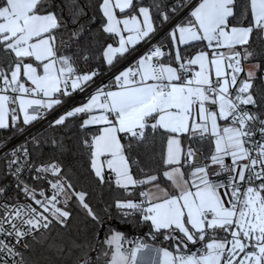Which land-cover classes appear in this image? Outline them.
<instances>
[{
    "label": "snow or ice",
    "instance_id": "obj_1",
    "mask_svg": "<svg viewBox=\"0 0 264 264\" xmlns=\"http://www.w3.org/2000/svg\"><path fill=\"white\" fill-rule=\"evenodd\" d=\"M99 11L102 31L118 38L102 52L109 71L141 42L149 45L101 85L99 68L80 67L90 60L86 51L71 50L83 26L65 38L68 22L49 0H0V129L16 127L21 114L32 125L74 92L88 93L49 126L81 117L82 129L97 126L82 140L91 169L100 183L105 167L114 173L131 197L114 207L147 225L151 242L121 231L100 239L95 229L105 221L88 194L60 163H32L22 145L7 169L31 203L0 204V264H36L28 239L67 227L73 198L94 225L92 238L74 245V264H264V88L255 84L264 85V46H255L264 45V0H101ZM182 13L168 33L172 48L153 44L158 28ZM157 137L162 167L137 179L132 167L140 161L130 153ZM26 168L48 188L21 180Z\"/></svg>",
    "mask_w": 264,
    "mask_h": 264
},
{
    "label": "trees",
    "instance_id": "obj_2",
    "mask_svg": "<svg viewBox=\"0 0 264 264\" xmlns=\"http://www.w3.org/2000/svg\"><path fill=\"white\" fill-rule=\"evenodd\" d=\"M100 2L101 0H49V3L53 5V10L57 11L58 15H62L64 20L68 22L67 27L61 30L65 34V38H67L68 32L83 26L79 43H74L71 50L79 51L83 49L86 51L90 56V60L87 63L81 60L80 67L83 71H87L90 68H99L101 75L96 80L110 73L121 61L119 60L116 66L109 71L102 56V52L108 43H113L116 46L117 38L102 31L104 18L99 11ZM152 2L153 0H144L145 4H151ZM168 2L171 3L174 0H168ZM246 3L247 0H238L240 6ZM73 4L78 7L72 8L71 5ZM73 14L77 17V22L75 23L72 20ZM182 14L176 18V21L174 20L171 23L173 24L172 27L182 19L184 15ZM171 24H165L163 28H158L155 35H159L155 43L167 46L169 49L172 48V44L168 33L172 27L168 31L162 32ZM255 46L259 49L264 45L257 41ZM181 50L184 55H191L195 51L194 49L185 51L183 48ZM255 62L257 61H253V63ZM112 78L113 76L107 78L103 84L110 83ZM255 84L258 91L264 88V85H261L259 80ZM76 95L78 93L73 94V97ZM82 100L78 99L64 111L71 109ZM83 118H72L66 122L65 126L57 127H50V121H48L33 130L26 139L31 160L36 164L58 162L70 173L77 191L83 190L88 194L86 202L89 203L94 211L100 213L105 221L103 227L95 229V231L100 233V239H103L105 234H110L111 231H121L127 239L143 236L151 242L147 225L139 223L138 217H123L122 213L114 207L116 200L131 198L123 189L115 185L114 177L107 173L105 175V183H100L95 177L91 169L88 149L82 144V140L89 137L95 131V128L82 129L80 124ZM36 124L37 122H34L32 125L25 126L21 121L16 127L0 129V150L20 138ZM18 128H24V131L20 132L17 130ZM33 137L37 138L39 146L33 142ZM53 138L60 142V147L51 143ZM161 153L162 146L159 137L155 138L154 142L150 138L149 143L135 146L134 151L130 155L133 159L140 161V168L133 164L132 172L134 177L141 179L144 178L145 174H153L160 169L162 167ZM109 176L112 177L111 180L107 179ZM5 185L8 186L6 193L14 188L12 176L7 169V157L3 155L0 156V187ZM5 194L0 195V200L5 197ZM104 209H108L111 215H106ZM69 210L72 216L68 220L67 227L56 226L43 236L40 235L36 240L29 242L31 250L26 254L36 261V264H74L78 254L74 245L82 244L92 238L94 225L91 218L87 216L86 211L78 204L75 198L70 201Z\"/></svg>",
    "mask_w": 264,
    "mask_h": 264
},
{
    "label": "built area",
    "instance_id": "obj_3",
    "mask_svg": "<svg viewBox=\"0 0 264 264\" xmlns=\"http://www.w3.org/2000/svg\"><path fill=\"white\" fill-rule=\"evenodd\" d=\"M195 3V2H193ZM179 19V18H178ZM177 20V19H176ZM175 20V21H176ZM173 25V24H171ZM148 47H145L144 48V51L146 52L148 50ZM116 70H112L110 73H108L107 75L105 76H102L100 78H98L96 80V84L97 85H101L104 83V81L113 76V74L115 73ZM95 88V85L93 86V89H89V92L93 91ZM87 95L88 93H79L78 95H76L75 97H71L69 98L68 100H66L64 102V104L61 106V108L59 109V111L57 112H53L51 114H48L47 115V118L46 119H42L40 121L37 122V124L31 129L29 130L28 132H26L25 134H23L20 138H18L17 140H15L14 142H12L11 144L7 145L6 147H4L3 149L0 150V156H3L5 155V153H7L8 155L6 156L7 157V162L9 159H12L11 157V151L13 149H17V148H20L22 145H25L27 146L28 148V145H27V142H26V139L28 137V135L33 131L35 130L36 128L40 127L41 125L45 124L46 122L50 121L51 118H53L55 115L61 113L62 111H64L65 109H67L68 107H70L71 105H73L78 99H87ZM21 121H22V114H21ZM29 151V150H28ZM30 155V154H29ZM30 161L34 164H36L35 162H33L30 158ZM35 173L34 171L30 172L29 170H27V168L25 169V171L21 174V180L29 183L30 185L32 186H35L37 188V190L39 191V188L40 187H44V188H48V185L47 184H40L39 182H35L33 180V177H34ZM12 176V175H11ZM12 179H13V182H14V188L13 190H9L6 194H5V197H3V199L0 200V204H3L5 202H9V203H12V202H16L17 200L20 202V203H31V200L27 197H25L24 193L22 192L21 189H18L16 187V184H17V181L15 179V177L12 176ZM40 235L38 234L37 237H39ZM137 238H140V239H145L143 236H135V237H131L129 238L128 240H135ZM30 241H33L31 238L28 239V242Z\"/></svg>",
    "mask_w": 264,
    "mask_h": 264
},
{
    "label": "crops",
    "instance_id": "obj_4",
    "mask_svg": "<svg viewBox=\"0 0 264 264\" xmlns=\"http://www.w3.org/2000/svg\"><path fill=\"white\" fill-rule=\"evenodd\" d=\"M193 2H196V0H193ZM118 15H119V13H118ZM170 29H171V28H170ZM158 36H159V35H158ZM158 36H155V37H154V39H153V41H152L153 44H156L155 42H156ZM117 39H118V38H117ZM147 46H149V45L144 44L143 42H141V44H138V45L136 46V51L133 52L131 55H127V54H126V58H125V59H119V58H118V60H121V61H120V63L118 64V66H116V68L113 69V70H116L115 73L117 72L118 69H119V70H123V68H125V67L129 66L131 63H133L135 59H138L140 55H142L143 53H145L144 48L147 47ZM246 67H247V65H246ZM75 93H78V94H79L78 91H77V92H74L73 94H75ZM73 94H72V96H73ZM68 99H69V98L65 99V101L68 100ZM83 102H86V99L82 100L80 103H78V104L75 105V106H79V105H80L81 103H83ZM75 106H74V107H75ZM60 108H61V106L58 107L57 109H55V110H54V113L57 112V111H59ZM69 110H70V109H69ZM62 112H64V111H62ZM62 112H61V114H63ZM59 114H60V113H59ZM90 127H91V128H96L97 126H90ZM102 159H103V158H102ZM107 173H110V172H109V170H107V168L105 167V175H106ZM110 174L114 177V173H110ZM148 242H149V241H148Z\"/></svg>",
    "mask_w": 264,
    "mask_h": 264
},
{
    "label": "water",
    "instance_id": "obj_5",
    "mask_svg": "<svg viewBox=\"0 0 264 264\" xmlns=\"http://www.w3.org/2000/svg\"><path fill=\"white\" fill-rule=\"evenodd\" d=\"M183 15V14H182ZM172 27V25H169L162 33L168 31L170 28Z\"/></svg>",
    "mask_w": 264,
    "mask_h": 264
}]
</instances>
